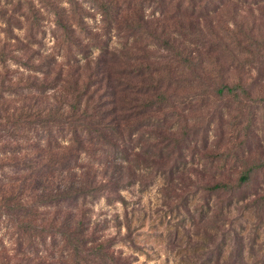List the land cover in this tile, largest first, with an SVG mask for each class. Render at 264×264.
Wrapping results in <instances>:
<instances>
[{
  "label": "rangeland",
  "instance_id": "374dc122",
  "mask_svg": "<svg viewBox=\"0 0 264 264\" xmlns=\"http://www.w3.org/2000/svg\"><path fill=\"white\" fill-rule=\"evenodd\" d=\"M16 3L0 0V53L5 51L8 59L0 65V76L22 71L15 61L25 62L34 50L61 53L57 44L62 35L56 32L54 17L43 10L42 32L32 42L27 0H21L10 19L11 28L3 22ZM89 14L87 24L102 33L99 14ZM216 15L232 32L169 35L172 48L163 44L161 35L137 44L114 31L93 35L107 41L110 49L153 41L146 51L139 50L147 55L142 65L166 72L165 101L139 117L155 126L142 128L143 135L132 141L120 173L125 184L120 195L95 193L84 207L80 203L77 214L82 219L86 211L84 220L99 229L96 235L111 241L112 251L130 264H264V3L227 5ZM183 48L203 62L193 73V65L185 67L177 56ZM137 63L130 62V68ZM167 66L178 70L168 72ZM28 76L23 73L17 81L16 75L12 84ZM128 84L136 85L130 78ZM221 85L231 90L217 94ZM9 99L13 105L16 98ZM92 165L87 170L97 174V184L120 177L119 165ZM216 183L227 184L229 190L212 191ZM14 230L0 222V264H59L48 257L59 248L24 262L9 239Z\"/></svg>",
  "mask_w": 264,
  "mask_h": 264
},
{
  "label": "trees",
  "instance_id": "16d2710c",
  "mask_svg": "<svg viewBox=\"0 0 264 264\" xmlns=\"http://www.w3.org/2000/svg\"><path fill=\"white\" fill-rule=\"evenodd\" d=\"M27 1L32 42L42 32L43 10L54 17L56 32L62 35L57 44L61 53L34 50L25 62L15 61L24 71L0 76V222L15 228L9 239L27 263L41 251L59 248L57 255L48 254L59 264H130L112 251L111 241L96 235L99 229L84 220L86 211L82 219L77 214L80 203L84 207L95 193L120 195L119 188L125 185L120 173L129 161L132 141L143 135L142 128L155 126L139 117L165 101L166 72L142 65L147 55L139 50L146 51L153 41L142 47L125 42L110 49L107 41L93 35L114 31L120 39L128 35L134 44L161 35L163 44L172 48L169 35L232 32L216 14L227 5L238 7L249 0H36L37 8L34 1ZM20 5L18 0L13 13L3 19L9 28ZM90 11L101 18L100 34L87 24ZM1 52L0 65H6L7 53ZM177 52L185 67L193 65L192 73L201 68L203 62L193 60L191 50ZM130 62L138 63L130 68ZM176 67L167 66V71ZM23 73H29L28 78L12 84ZM153 74L160 75L155 79ZM129 78L136 85H129ZM225 89L231 90L221 85L216 93ZM14 97L11 105L9 98ZM92 164L119 165L120 177L97 184V174L87 170ZM211 189L229 187L216 183Z\"/></svg>",
  "mask_w": 264,
  "mask_h": 264
}]
</instances>
